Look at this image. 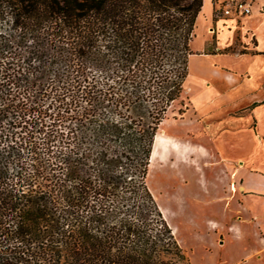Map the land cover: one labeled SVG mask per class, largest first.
Instances as JSON below:
<instances>
[{
    "label": "trees",
    "instance_id": "1",
    "mask_svg": "<svg viewBox=\"0 0 264 264\" xmlns=\"http://www.w3.org/2000/svg\"><path fill=\"white\" fill-rule=\"evenodd\" d=\"M203 7L0 0L1 69L17 89L0 90V122L31 127L0 151V264H192L148 175Z\"/></svg>",
    "mask_w": 264,
    "mask_h": 264
},
{
    "label": "crops",
    "instance_id": "2",
    "mask_svg": "<svg viewBox=\"0 0 264 264\" xmlns=\"http://www.w3.org/2000/svg\"><path fill=\"white\" fill-rule=\"evenodd\" d=\"M213 12L205 42L191 58L202 59L194 75L199 100L225 101V115L194 112L190 96L180 121L184 136L164 134L171 144L152 170L150 163L149 178L159 163L176 174L163 186V198L179 210L196 208L183 222L205 256L219 264H264V0H255L249 16L217 18ZM160 208L185 246L174 212L165 202Z\"/></svg>",
    "mask_w": 264,
    "mask_h": 264
},
{
    "label": "rangeland",
    "instance_id": "3",
    "mask_svg": "<svg viewBox=\"0 0 264 264\" xmlns=\"http://www.w3.org/2000/svg\"><path fill=\"white\" fill-rule=\"evenodd\" d=\"M206 1H207L208 5H207V7H205V4H204L205 9L203 8L204 11L202 10V12H201L202 15L200 14L201 16H199V18H198L195 36H194L193 41L191 43V49L194 52V54H197V52H195V50H197L198 48L203 46V44L205 42V36L207 35V32H209V30L211 28L210 27V25H211L210 16L214 13L213 12L214 8L212 6V8H213V10H212V8L210 7V4H212L211 0H204V3ZM0 27H1V25H0ZM0 30H2V29L0 28ZM7 56H9V55H7ZM9 60L10 59L8 57L7 58H0V90L2 89L5 92V94L9 93L10 91H13V90H15V92L17 91L15 86L14 87H13V85H11L10 87L8 86V80L9 79H5L6 74L1 69L2 64L8 63ZM201 60L202 59L200 57H194V58L190 57V60H189V67H190L189 69L190 70L189 71L192 73L191 77L189 78L190 80L185 85V91H184L182 99L180 101L176 102L174 104V106L170 109L168 116H167V119L165 120L164 124L162 125V127L159 131V134H161L163 132L165 134L175 135V136H179V137L184 136L181 133V132H183L182 131L183 127H182V124L180 121L184 117V114L182 113V111L185 110V108H187V107L190 108L191 101H192L191 110L194 111V108H196L197 109L196 111L204 112V114H206L207 117L221 118L225 115L223 112V107L226 106V104L224 103L225 101L219 100L218 102H214V103L209 102V101L201 102V100H199V98H198V96H199L198 87L196 86V81L194 79V75L200 71L199 65H200ZM205 65L208 67L209 62H207V64L205 63ZM11 87H13V89H11ZM15 92H13V94H15ZM10 93H12V92H10ZM190 96L193 97V98H191V101L189 100ZM52 100L53 99L48 100L46 102V109L44 110L46 112V115L44 116L45 119L42 117V119L46 122L47 125H49L53 121L52 119L55 118V117L52 118V114L58 113L57 106L59 104L55 103L56 105H54V107L51 106L50 108H48ZM3 104L4 103H2V100L0 99L1 109L5 108V105H3ZM35 115H36V113L32 112V114L29 115L30 118H28V119L33 121ZM36 116H38V115H36ZM15 118H16V116H14V115H11V116L6 115L3 117V121L0 122V151L1 152L5 151L7 146H10V145L16 146L17 144H21L22 142L28 141V139H29L31 127H28V126L25 127L24 124L19 126V127H17V126L15 127V125L12 126V122ZM33 125H36V123L34 122ZM173 162L174 161L171 160L170 165H173ZM158 170L159 171H156L157 173L155 172L156 174H153L150 178L148 175L149 188H150L151 192L153 193V195H156V197L159 199L160 206L162 205L163 202H165V206H167L168 209H170L171 211L174 212L173 216H172V221L181 229L180 237L182 239V242L185 245V246L182 245V247L185 249V251H187L188 256L190 257L192 264H219L220 263L219 258L214 257V256H205L203 254V252L200 249H198V246L194 244V241L191 240V238H189V236L187 234L188 230H189V226H187L183 222V220L187 219L188 218L187 216L190 217L191 215H193L196 212V208H194L193 204L190 208L179 210V208L177 207V204H175L173 201L168 202L167 200H165L166 198L165 199L163 198L164 195H166V192L164 191L163 186L167 183H170V181L174 179V176L176 174L171 173L170 170L168 169L167 165H164V164L162 165L161 163H159ZM149 171H150V167H149ZM161 173H163V174H161ZM161 175H164V179L162 180V182H161V180L159 181V178L161 177ZM156 197H155V200L159 206V202L156 199ZM160 206H159V208H160ZM160 210H161V208H160ZM163 215L167 221H168L167 217L170 219V217L167 215V213L165 214L163 212ZM189 246H194L195 250L193 251Z\"/></svg>",
    "mask_w": 264,
    "mask_h": 264
},
{
    "label": "built area",
    "instance_id": "4",
    "mask_svg": "<svg viewBox=\"0 0 264 264\" xmlns=\"http://www.w3.org/2000/svg\"><path fill=\"white\" fill-rule=\"evenodd\" d=\"M217 18L234 14L249 16L253 13L255 0H211Z\"/></svg>",
    "mask_w": 264,
    "mask_h": 264
},
{
    "label": "bare ground",
    "instance_id": "5",
    "mask_svg": "<svg viewBox=\"0 0 264 264\" xmlns=\"http://www.w3.org/2000/svg\"><path fill=\"white\" fill-rule=\"evenodd\" d=\"M164 134L165 133L162 132L159 136H157V140L154 145V150L151 158V170L152 168H154L158 158L161 159L162 157L166 156L168 152V145L171 144L168 139L165 138Z\"/></svg>",
    "mask_w": 264,
    "mask_h": 264
}]
</instances>
